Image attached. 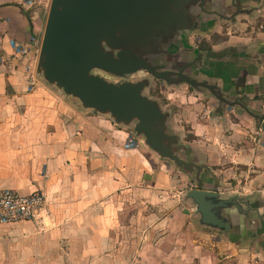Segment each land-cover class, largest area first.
Here are the masks:
<instances>
[{"label": "crops", "instance_id": "1", "mask_svg": "<svg viewBox=\"0 0 264 264\" xmlns=\"http://www.w3.org/2000/svg\"><path fill=\"white\" fill-rule=\"evenodd\" d=\"M44 4L0 0V191L43 192L42 222L55 221L58 230L65 223L68 231L87 229L95 255L106 247L109 264L114 230L129 227L140 213L127 202L131 192L155 204L146 213L136 264H264V0H207L205 11L195 8L200 26L174 42L178 60L200 52L190 75L216 85L230 102L204 87L169 86L171 102L182 107L168 110L169 127L203 166V189L246 197L258 208L250 219L230 209L240 223L231 235L201 223L192 200L168 209L160 190L168 174L160 157L146 151L128 125L84 107L38 73ZM11 40L26 51L16 53ZM31 74L36 79L29 90ZM131 136L135 148L126 147ZM24 222L38 224H13ZM9 225H0V232Z\"/></svg>", "mask_w": 264, "mask_h": 264}, {"label": "water", "instance_id": "2", "mask_svg": "<svg viewBox=\"0 0 264 264\" xmlns=\"http://www.w3.org/2000/svg\"><path fill=\"white\" fill-rule=\"evenodd\" d=\"M206 1L52 0L38 73L95 113H109L117 123L134 124L136 134L143 135L146 144L162 158L171 159L189 171L197 169L198 183L187 191L185 199L193 201L201 223L231 235L235 225L240 224L239 216L250 219V213L258 208L246 197L236 194L224 197L217 190L203 189L200 177L203 166L179 154L180 138L169 127V113L163 111L157 100L143 93L150 84L147 79L112 82L95 72L103 70L125 78L147 70L154 78L171 85L204 87L221 102L230 103L216 85L184 72L196 59L177 71L151 60L166 52L164 47L180 31L200 26L195 8L205 11ZM260 119L264 131V116ZM233 208L239 216L230 213Z\"/></svg>", "mask_w": 264, "mask_h": 264}, {"label": "rangeland", "instance_id": "3", "mask_svg": "<svg viewBox=\"0 0 264 264\" xmlns=\"http://www.w3.org/2000/svg\"><path fill=\"white\" fill-rule=\"evenodd\" d=\"M51 1L52 0H43L45 3L44 6L46 5V7H48V13ZM48 13L44 14L41 36L38 44H42ZM256 24L257 22H253L251 26ZM258 24H261V22H258ZM237 31V34H241L240 30ZM182 32H187V30H183ZM167 47L168 45L164 47L166 51H168ZM167 61L171 63L176 60L172 55L164 52L154 57L152 62L159 64ZM167 66L178 67L179 65ZM196 66L197 65L194 67ZM95 72L103 75L107 80L112 82L124 80L136 82L147 79L150 84L144 89L143 93L157 100L161 107H163V111L168 112V110L172 108L175 112L176 110L182 109L181 106H176L171 102L173 99L170 96L171 89L169 86L171 84H168L164 80L156 79L149 73L142 72V74H131L122 78L103 70H96ZM259 120L262 122L261 119ZM129 128L135 137L138 136L142 139L146 151H150L154 157H160L158 158L159 165L163 167V170L168 174L167 182H164L160 189L163 195L161 198H164L163 203H166L168 209H172L174 206L179 205L187 206V201H189V199H185V196L191 187L195 188L197 185V170H186L185 168L179 167L173 160L162 158L146 144L143 135L139 136L136 134L134 131V124L130 125ZM177 150L184 159L191 160V155L188 153V149H186V144L181 143ZM147 159L151 163L149 157H147ZM153 168V166L146 162V173H152L151 171ZM152 201V199L139 192H131L129 194L127 202L129 206H131L132 213L135 211L140 213L137 215V220L135 219L136 222H134L132 218L129 227H119L114 230L112 234L113 246L112 248L108 247L110 255L114 254V264L137 263V261H134V258L137 256V250L141 247L139 236L147 235V232L144 233L145 225L148 224V220L145 219V217L147 218L148 215L146 213L150 212L151 207L155 205ZM64 225H66V223L62 225V227L65 228ZM56 227V222L49 223L48 218L45 222L39 219L37 225L26 222H24V224L9 225L8 228L0 232V264H109L106 261V247H103V252L99 256L95 255V252L92 250L93 246L90 245L89 231L87 229L83 228L68 231L62 227L58 230Z\"/></svg>", "mask_w": 264, "mask_h": 264}, {"label": "built area", "instance_id": "4", "mask_svg": "<svg viewBox=\"0 0 264 264\" xmlns=\"http://www.w3.org/2000/svg\"><path fill=\"white\" fill-rule=\"evenodd\" d=\"M34 0H29L33 3ZM16 53H24L25 47L15 40H11ZM28 72L32 71V67L27 68ZM29 90L33 89L35 76L33 74L29 77ZM138 141L135 137H129L126 143L127 148H135ZM47 198L41 191H35L30 194H21L15 189L6 188L0 191V225L13 224L23 220L38 221L41 217L42 211L46 208Z\"/></svg>", "mask_w": 264, "mask_h": 264}, {"label": "flooded vegetation", "instance_id": "5", "mask_svg": "<svg viewBox=\"0 0 264 264\" xmlns=\"http://www.w3.org/2000/svg\"><path fill=\"white\" fill-rule=\"evenodd\" d=\"M201 17V15H199V18ZM183 33L184 32H182V31H180L178 34H177V36H175L174 38H172V39H170V42L168 43V47H167V49H168V51H166L165 53H167V54H170V55H172L173 57H174V59L176 60V61H174V62H171V63H169L168 61L167 62H162V63H159V64H164V65H166L165 66V68L166 69H172V70H179L182 66H184V65H186V64H188V63H190V62H192L193 60H195L196 59V63L195 64H193L192 66H190V67H188L187 69H185V73L187 74V75H189V76H191L192 77V75H190V69L192 68V67H194V65H197L199 62H200V59L198 60L197 58H201V54H200V52H198V54L197 55H195V57L193 58V59H191V60H185V59H182L181 58V60L179 61L178 59V51H177V47H176V45L174 44V42H175V40H177L178 38H180L182 35H183ZM154 57H157V55L156 56H154ZM151 60L153 61V58H151ZM182 61V62H181ZM154 63V62H153ZM155 64H158V63H155ZM167 65H179L178 67L176 66H167ZM142 72H145V73H148L147 72V70H139V71H137L136 73H134V74H142ZM194 78V77H193Z\"/></svg>", "mask_w": 264, "mask_h": 264}, {"label": "trees", "instance_id": "6", "mask_svg": "<svg viewBox=\"0 0 264 264\" xmlns=\"http://www.w3.org/2000/svg\"><path fill=\"white\" fill-rule=\"evenodd\" d=\"M28 13V12H27ZM28 15H29V13H28ZM203 45H201V48L203 49L204 48V42L202 43Z\"/></svg>", "mask_w": 264, "mask_h": 264}]
</instances>
